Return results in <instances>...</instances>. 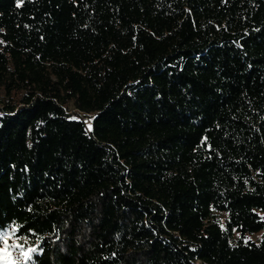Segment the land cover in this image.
Segmentation results:
<instances>
[{
  "label": "trees",
  "instance_id": "1",
  "mask_svg": "<svg viewBox=\"0 0 264 264\" xmlns=\"http://www.w3.org/2000/svg\"><path fill=\"white\" fill-rule=\"evenodd\" d=\"M5 234L25 264H264V0H0Z\"/></svg>",
  "mask_w": 264,
  "mask_h": 264
},
{
  "label": "rangeland",
  "instance_id": "2",
  "mask_svg": "<svg viewBox=\"0 0 264 264\" xmlns=\"http://www.w3.org/2000/svg\"><path fill=\"white\" fill-rule=\"evenodd\" d=\"M88 124L91 123V117L81 115ZM254 238H258L259 235H254ZM0 248H3V264H25L31 255L30 248H24L18 245L16 241L11 240L10 234H5L0 237Z\"/></svg>",
  "mask_w": 264,
  "mask_h": 264
},
{
  "label": "snow or ice",
  "instance_id": "3",
  "mask_svg": "<svg viewBox=\"0 0 264 264\" xmlns=\"http://www.w3.org/2000/svg\"><path fill=\"white\" fill-rule=\"evenodd\" d=\"M4 249L3 248H0V264H3V254H4ZM34 251V250H32Z\"/></svg>",
  "mask_w": 264,
  "mask_h": 264
}]
</instances>
